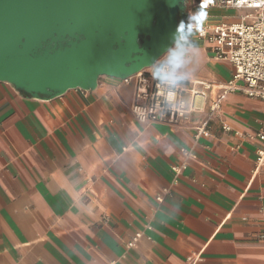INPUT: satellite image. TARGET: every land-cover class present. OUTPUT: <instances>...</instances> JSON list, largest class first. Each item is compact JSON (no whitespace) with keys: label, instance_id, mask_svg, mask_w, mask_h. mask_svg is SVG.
Masks as SVG:
<instances>
[{"label":"crops","instance_id":"obj_1","mask_svg":"<svg viewBox=\"0 0 264 264\" xmlns=\"http://www.w3.org/2000/svg\"><path fill=\"white\" fill-rule=\"evenodd\" d=\"M182 49L177 73L217 85L177 125L139 122L134 82L41 100L0 81V264H264V141L246 137L264 100L232 91L210 114L234 67L192 33Z\"/></svg>","mask_w":264,"mask_h":264},{"label":"water","instance_id":"obj_2","mask_svg":"<svg viewBox=\"0 0 264 264\" xmlns=\"http://www.w3.org/2000/svg\"><path fill=\"white\" fill-rule=\"evenodd\" d=\"M173 0H0V81L50 100L153 66L178 41Z\"/></svg>","mask_w":264,"mask_h":264},{"label":"built area","instance_id":"obj_3","mask_svg":"<svg viewBox=\"0 0 264 264\" xmlns=\"http://www.w3.org/2000/svg\"><path fill=\"white\" fill-rule=\"evenodd\" d=\"M215 9H250L253 13L240 18L226 13L231 20H226L227 16H224L212 21L211 11ZM197 12H202L203 17L201 23L193 28L189 18ZM185 22L189 23L188 33L210 45L214 58L229 61L234 67L231 79L220 85L222 94L210 104V114L220 107L222 98L232 91H241L249 97L264 100V0H192L185 13ZM161 61L162 58L153 66L125 78L112 77L118 83H135L136 100L132 105L135 118L141 123L177 125L190 115L206 110L207 93L217 83L187 80L177 73L174 65L167 66L171 78L165 83L156 78L162 68ZM240 82L242 85H239ZM224 128L231 130L228 125ZM210 134L209 119H205L196 126L194 138L198 141ZM246 137L264 141V127ZM182 151L186 159L172 168L176 174L187 167L189 158L195 156L189 149L183 148ZM258 170L264 171V148L256 149L255 171ZM157 198L162 199L161 196ZM140 237L141 233H136L128 246L132 247ZM115 263L111 261L110 264Z\"/></svg>","mask_w":264,"mask_h":264},{"label":"clouds","instance_id":"obj_4","mask_svg":"<svg viewBox=\"0 0 264 264\" xmlns=\"http://www.w3.org/2000/svg\"><path fill=\"white\" fill-rule=\"evenodd\" d=\"M173 3L182 4L186 7L189 3V0H173ZM202 17H203L202 12H197L193 14L189 18L191 22V26L195 28L197 23L200 24L202 21ZM188 28H189L188 22H181L180 25H178L176 36H177L179 43H177L176 47L170 50L167 53V55L164 58H162V61H161L162 68L160 69L159 74L156 75L157 79L162 80L163 82L167 83L171 78L169 72L167 71V66L179 65L183 62L184 52L182 49V44L187 38Z\"/></svg>","mask_w":264,"mask_h":264},{"label":"rangeland","instance_id":"obj_5","mask_svg":"<svg viewBox=\"0 0 264 264\" xmlns=\"http://www.w3.org/2000/svg\"><path fill=\"white\" fill-rule=\"evenodd\" d=\"M191 2H192V0H189V3H188V5L185 7V9H184V18H185V13H186V10L188 9V7L190 6V4H191ZM249 13H253V11L252 10H250V9H240V10H238V11H233V10H228L227 11V14L228 15H235L236 16V18H240L242 15H244V14H249ZM226 20H231L230 18H228V16L226 17ZM232 20H235V19H232ZM251 20H248V22H250ZM178 43V42H177ZM176 45V44H175ZM174 45V46H175ZM174 46L170 49V50H172L173 48H174ZM169 50V51H170ZM168 51V52H169ZM167 52V53H168ZM167 53L163 56V57H161V58H164L166 55H167ZM103 77H106V76H101L100 78H103ZM99 78V79H100Z\"/></svg>","mask_w":264,"mask_h":264},{"label":"snow or ice","instance_id":"obj_6","mask_svg":"<svg viewBox=\"0 0 264 264\" xmlns=\"http://www.w3.org/2000/svg\"><path fill=\"white\" fill-rule=\"evenodd\" d=\"M204 5H201V7H203Z\"/></svg>","mask_w":264,"mask_h":264}]
</instances>
